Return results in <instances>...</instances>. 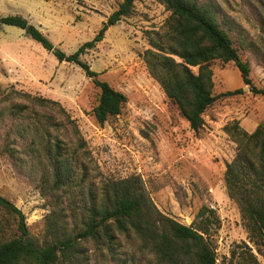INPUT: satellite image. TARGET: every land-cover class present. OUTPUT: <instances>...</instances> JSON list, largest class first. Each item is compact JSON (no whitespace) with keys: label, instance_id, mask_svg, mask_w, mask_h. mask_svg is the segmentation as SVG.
Returning a JSON list of instances; mask_svg holds the SVG:
<instances>
[{"label":"rangeland","instance_id":"374dc122","mask_svg":"<svg viewBox=\"0 0 264 264\" xmlns=\"http://www.w3.org/2000/svg\"><path fill=\"white\" fill-rule=\"evenodd\" d=\"M122 2L0 0V196L22 212L30 238L40 244L52 220L79 229L71 212L82 210L88 194L110 181L138 177L155 207L180 224L194 226L203 208L215 213L218 223L207 240L216 264H264V251L255 245L224 181L237 151L225 127L236 123L250 134L264 123V98L250 93L232 63H210L212 94L241 93L219 98L193 132L143 61L152 49L149 39L165 31L170 13L163 0H135L131 15L110 26L96 48L81 56L99 80L127 98L119 115L98 124L91 111L99 90L92 80L77 65L59 62L24 30L1 23L5 16L20 15L54 48L72 54ZM197 2L213 10L239 58L249 64L253 86L264 88V0ZM71 123L83 141L79 149ZM56 144L73 168L84 166L85 175L78 170L71 182L53 183L44 149ZM17 234L15 216L0 208V242ZM112 236L81 243L69 261L58 264H159L132 232L113 230Z\"/></svg>","mask_w":264,"mask_h":264},{"label":"trees","instance_id":"16d2710c","mask_svg":"<svg viewBox=\"0 0 264 264\" xmlns=\"http://www.w3.org/2000/svg\"><path fill=\"white\" fill-rule=\"evenodd\" d=\"M134 1L123 0L94 38L80 45L72 54L54 48L45 34L20 15L5 16L1 23L24 30L29 38L51 52L59 62L77 65L99 90L97 104L91 113L98 124H103L120 114L127 98L107 82L99 80L98 74L81 60V56L96 48L110 26L131 15ZM163 3L170 13L165 31L151 36L149 45L152 49L145 51L143 61L150 77L159 84L166 98L177 106L190 130L198 132L202 128L204 112L219 98L242 91L212 94L214 83L210 63L215 60L232 63L250 93L264 98V88L253 86L249 64L239 58L230 37L219 27L210 7L197 0H163ZM192 68H197L196 74ZM35 99L43 105H58L44 98ZM71 124L79 149L83 141L75 124ZM225 132L237 149L224 174L227 195L238 204L255 237V245L264 251V123L250 134L236 123L226 126ZM44 150L56 186L71 182L78 170L85 175L82 164L73 168L64 160L59 145L56 144L52 150ZM68 207L73 209L70 205ZM0 208L15 216L18 233L16 237L0 242V264H58L69 261L81 243L91 239L111 240L113 230L121 234L132 232L141 248L151 253L159 264H216L217 260L207 240L211 228L218 223L215 213L203 208L197 214L199 221L194 226L180 224L155 207L138 177L110 181L98 192L88 194L82 210L71 212L79 229L73 232L52 220L47 238L40 244L30 238L22 212L1 196Z\"/></svg>","mask_w":264,"mask_h":264}]
</instances>
